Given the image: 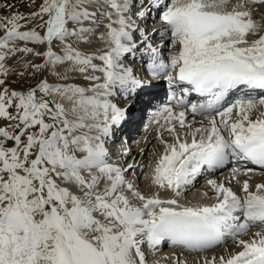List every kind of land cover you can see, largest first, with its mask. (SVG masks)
Listing matches in <instances>:
<instances>
[{
  "label": "snow or ice",
  "instance_id": "6c2138e0",
  "mask_svg": "<svg viewBox=\"0 0 264 264\" xmlns=\"http://www.w3.org/2000/svg\"><path fill=\"white\" fill-rule=\"evenodd\" d=\"M21 4L31 10L0 0V264H149L147 251L167 243L202 252L227 240L239 251L202 264H264L253 168L226 178L241 194L208 179L213 203L179 201L233 162L264 176V0ZM165 81L170 95L153 114L163 152L145 195L109 144ZM192 92L203 100L191 103ZM197 116L207 126L194 127Z\"/></svg>",
  "mask_w": 264,
  "mask_h": 264
},
{
  "label": "bare ground",
  "instance_id": "6f19581e",
  "mask_svg": "<svg viewBox=\"0 0 264 264\" xmlns=\"http://www.w3.org/2000/svg\"><path fill=\"white\" fill-rule=\"evenodd\" d=\"M260 11L264 12V9H261ZM256 18L259 19L260 17L257 16ZM154 20L156 19L149 20L148 26L153 23L149 27V29L156 28V26H158L157 28L160 27L158 20L156 22V26L154 25V22H152ZM165 43H167V41H165ZM165 55H167V52L165 53ZM163 85V87L156 88L151 97L145 96L143 102L136 106L133 118L123 127L127 129L133 128L134 135L138 132L140 133V126L142 127L143 125H145L143 126L144 130H142L139 136L133 139V142L135 143L129 142L126 145L120 142L119 147L117 148L118 154L113 158V161L124 166H127L129 164L134 166L128 174V178L130 180H133L137 187L145 195H151L156 191L155 187L150 185V175L152 172V166L154 165L159 155L163 152V145L160 143V140L157 139L160 130L158 126L153 123L154 112L164 103H167L166 97L162 94V92H167L169 86L164 83ZM12 86L15 88H19V85L16 83H13ZM175 90L179 92V89ZM252 95L258 96L254 93H252ZM149 99H151V105H148ZM147 109L148 112H146ZM147 113L149 114L147 115ZM189 120H193L191 113H189ZM201 121H203L204 125L207 126V121L204 120L203 117H195L193 126L200 127ZM134 135L133 137H135ZM164 139L168 142L172 141V137L167 132L164 133ZM142 147H145L144 152L143 150H141ZM111 149L112 147H110V150ZM230 167L231 168H228L227 171H223L219 175L217 174L219 170H216L210 174H206L205 172H203L192 186L183 190V193L179 198L180 203L185 206H197L213 203L214 199L209 198L213 196V193L207 184L208 179H216L218 182H225L226 186H232L234 191H236L238 194H241L238 184L232 182L231 185H228L226 182V178L229 180L231 179L232 169L235 167H239L241 169L253 168L254 173L251 174L252 183L255 184L264 182V176L260 175V169L258 166L245 164L244 162H233L232 164H230ZM143 169H146V171L143 172L144 176L142 182H139L140 179L138 180V178H140V172H142ZM141 175L143 174L141 173ZM241 179H244V177H241ZM205 193H207L208 195L205 196ZM159 195L162 199L174 198V194L170 191L160 190ZM244 238L247 239L248 237ZM230 242L231 240H227V242L224 243L223 246H220L218 249L200 255L183 254L179 250L172 248L169 243L160 246L155 252L149 250L146 254L149 264H153L154 261H159V264H172V262L177 258H179V260L181 261H184L185 264H202V261L205 259V257H207L208 259H211L212 257L219 258L221 256H227L231 252L239 251L234 243Z\"/></svg>",
  "mask_w": 264,
  "mask_h": 264
},
{
  "label": "rangeland",
  "instance_id": "374dc122",
  "mask_svg": "<svg viewBox=\"0 0 264 264\" xmlns=\"http://www.w3.org/2000/svg\"><path fill=\"white\" fill-rule=\"evenodd\" d=\"M7 2L8 3H14V4H16L17 5V7L19 8V10L21 11V12H28V11H30L31 9H29V8H26V7H23L22 6V4H21V0H7ZM152 22H154V25H156V22H157V20H154V21H152ZM153 23H151V25H152ZM150 25V26H151ZM149 26V27H150ZM165 51V53L166 52H168V50L166 49V50H164ZM33 83H35V81H33V80H28V81H17L16 82V84H18L19 85V87H21V86H23V87H27L29 84H33ZM146 112H148V109L146 110ZM145 114V113H144ZM149 113H147V115H148ZM143 126H145V125H143ZM141 127L140 126V133L138 132V133H136L135 134V137H132L131 138V142L130 143H135V142H133V139H135L137 136H139L140 134H141V132H142V130H144V127ZM155 142V141H154ZM141 150H143V152L145 151V147H142L141 148ZM147 151V150H146ZM149 151V150H148ZM228 168H231L230 167V165H228L226 168H224V169H222V170H219L218 172H217V174L219 175L221 172H223V171H227L228 170ZM146 171V169H143L142 170V172H140V178H138V180H139V182H142V180H143V176H144V173L143 172H145ZM141 173L143 174V175H141ZM232 242V241H231ZM230 242V243H231ZM223 246V245H222Z\"/></svg>",
  "mask_w": 264,
  "mask_h": 264
}]
</instances>
